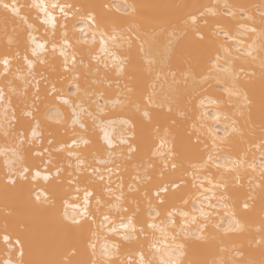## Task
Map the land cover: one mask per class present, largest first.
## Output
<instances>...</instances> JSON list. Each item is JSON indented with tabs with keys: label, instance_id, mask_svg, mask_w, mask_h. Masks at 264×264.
Here are the masks:
<instances>
[{
	"label": "snow or ice",
	"instance_id": "obj_1",
	"mask_svg": "<svg viewBox=\"0 0 264 264\" xmlns=\"http://www.w3.org/2000/svg\"><path fill=\"white\" fill-rule=\"evenodd\" d=\"M0 10V264H264V0Z\"/></svg>",
	"mask_w": 264,
	"mask_h": 264
},
{
	"label": "bare ground",
	"instance_id": "obj_2",
	"mask_svg": "<svg viewBox=\"0 0 264 264\" xmlns=\"http://www.w3.org/2000/svg\"><path fill=\"white\" fill-rule=\"evenodd\" d=\"M17 2L21 5L30 4L32 0H17ZM70 2L73 3H79V2H85V0H70ZM91 2H103L107 3L110 6H112L113 10L115 9L116 5H122L125 3V0H91ZM145 2L149 3H171L173 0H145ZM176 2H180V0H176ZM192 2H198V3H204V4H215L217 0H192ZM233 2H243V3H259V0H233ZM23 11H29V9L25 8ZM0 15H2V10H0ZM71 27V25H69ZM38 42L40 41V37L44 35L43 27L40 28V31L36 33ZM71 35V31H70ZM3 43H2V37H0V50H2ZM71 211V209L69 210ZM3 214V201L0 199V217H2ZM0 255H2V252H0Z\"/></svg>",
	"mask_w": 264,
	"mask_h": 264
}]
</instances>
